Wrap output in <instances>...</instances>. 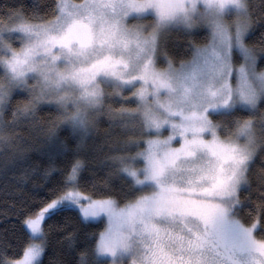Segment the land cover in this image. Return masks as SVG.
I'll use <instances>...</instances> for the list:
<instances>
[{
	"label": "snow or ice",
	"instance_id": "6c2138e0",
	"mask_svg": "<svg viewBox=\"0 0 264 264\" xmlns=\"http://www.w3.org/2000/svg\"><path fill=\"white\" fill-rule=\"evenodd\" d=\"M3 7L0 147L16 143L9 128L20 117L50 139L69 127L77 143L67 168L44 173L51 197L22 213L20 255L0 245V264H43L53 231L71 245L68 220L56 217L72 211L107 218L75 249L77 264H264V199L245 216L241 198L264 151V50L247 42L259 19L251 0H55L47 15ZM198 27L207 42L190 41V59L177 64L168 34ZM17 90L31 99L8 121ZM44 103L55 110L46 126L36 114ZM105 116L124 134L105 157L123 183L84 175L83 150Z\"/></svg>",
	"mask_w": 264,
	"mask_h": 264
},
{
	"label": "trees",
	"instance_id": "16d2710c",
	"mask_svg": "<svg viewBox=\"0 0 264 264\" xmlns=\"http://www.w3.org/2000/svg\"><path fill=\"white\" fill-rule=\"evenodd\" d=\"M55 0H0V21H4L5 8H15L19 5L31 13L34 6L39 5L40 14L50 13ZM253 11L258 17V23L254 31L248 37L247 42L255 49L264 50V0H251ZM6 22V21H5ZM205 29L194 30L192 35H186L183 31L173 30L166 38V49L177 64L181 59H190L188 44L195 40L196 43L203 44ZM162 65V64H161ZM259 68H264L261 62ZM129 96L128 92L124 93ZM31 99L30 95L24 91H14L9 108L4 113V118L12 120L11 112L18 106H23ZM109 103L113 107H119L115 100ZM134 106V105H133ZM37 116L46 126L55 110L47 103L41 104L37 108ZM214 120L220 119L214 116ZM107 117H103L98 130L94 133L95 139L83 150L82 159H85L86 170L84 175L88 178L100 177L106 173H113L115 182L123 183L120 177L114 173L112 163L105 160L110 154H116L115 149L121 147L124 134L119 126H110ZM231 126V125H230ZM10 131L17 136V141L11 146L0 147V245H10L9 255H20V249L26 240V228L22 224V213L34 209L42 201L49 199L52 195L50 189L54 184V179H47L45 171L51 164H55L58 169H65L73 159V151L77 143L69 127L61 125L57 129L55 139H50L45 131L33 129L31 121L20 117L19 125L10 127ZM22 138V139H20ZM64 141L68 145V150H61L59 141ZM264 170V151L259 152L257 159L252 166L250 175L251 190L242 194V200L248 207L244 210L247 216L251 208H254L264 199V188L261 185V172ZM67 219L66 229L74 233L75 239L69 244L64 239V235L53 231L50 234L49 246L46 249L43 264H77L79 259L76 248H84L86 244H91L93 234L101 231L103 223L83 221L75 211L65 213L56 217V221L63 223Z\"/></svg>",
	"mask_w": 264,
	"mask_h": 264
},
{
	"label": "rangeland",
	"instance_id": "374dc122",
	"mask_svg": "<svg viewBox=\"0 0 264 264\" xmlns=\"http://www.w3.org/2000/svg\"><path fill=\"white\" fill-rule=\"evenodd\" d=\"M148 22H150V21H148ZM199 29H204V28H196V29H194V30H199ZM193 30V31H194ZM205 31L207 32V30L205 29ZM12 42H13V45L15 46V47H19L20 46V44H19V41H17L15 38H13V40H12ZM261 51L262 50H259V49H256V52H257V55H260L261 54ZM262 59H264V58H262ZM234 62H236V63H239V62H241L240 61V59H239V57L238 56H236L235 58H234ZM260 63L261 62H258V70H264V68H259V65H260ZM159 67H166V65L165 64H159L158 65ZM32 83H34L32 80H29V84H32ZM111 100H109L108 101V103L110 102ZM134 107V106H133ZM167 134V133H166ZM106 220H107V218H106V216H102V217H99V218H96V219H93V220H88V221H90V222H102L103 224L104 223H106ZM103 230V228L101 229V231Z\"/></svg>",
	"mask_w": 264,
	"mask_h": 264
}]
</instances>
